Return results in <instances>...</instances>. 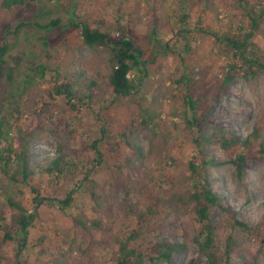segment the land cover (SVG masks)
Wrapping results in <instances>:
<instances>
[{
    "label": "trees",
    "instance_id": "trees-1",
    "mask_svg": "<svg viewBox=\"0 0 264 264\" xmlns=\"http://www.w3.org/2000/svg\"><path fill=\"white\" fill-rule=\"evenodd\" d=\"M41 1L3 0V7L19 9ZM237 1L247 16L248 24L241 28L243 31L239 37L219 36V40L234 51L233 62L223 82L226 88L236 78L240 62L246 78H253L260 69H264V62L256 56L255 41L262 29L264 9H258L249 0ZM67 14L49 15L42 21L24 20L0 33V92L6 93L4 100L9 102L16 119L13 135L6 131L5 118L0 119V264H28L29 258L25 254L30 248L32 228L39 217L38 208L48 205L65 209L73 204L78 190L98 208H104L106 200L111 199L117 208L123 210V213L116 211L119 216L134 220L133 224L115 233L113 264H145L147 260L176 264L174 256L186 249L187 242L177 236L157 241L150 236L151 223L164 213H173L181 222L187 215H194L199 227L193 239L209 264H233L230 258L240 248V243L232 231L240 227L253 232L259 227L239 219L231 207H224L226 215L220 221L213 220L212 208L223 204L208 175V165L217 161L207 154V147L216 144L224 151H234L235 175L243 179L247 167L264 157V145L252 148L263 133V125L258 123L247 137H243L212 119V105L199 113L200 100L192 94L191 74L182 57L185 71L175 83L185 88L183 120L187 129L194 131L196 154L188 161L186 171L169 183V188L165 187L168 182L162 176L152 178L157 184L155 199L146 203L131 201L130 194L135 189L132 184L123 188L122 196L117 190L109 193L94 176L96 167L105 154L112 152L123 158V163L118 164L121 169L147 159L138 142V134L149 129L155 138L160 136L154 115L140 104L141 113L125 129L115 133L103 122L100 136L88 134L84 137L69 114H77L83 109L98 114L95 105L105 100L110 103H116L118 99L137 101L143 81L149 76L148 64L154 63L162 50H176L169 41L163 42L159 38L155 27L148 40L152 46L148 53L135 29L119 17L111 25L100 19L82 17L76 12ZM188 17L189 13L184 12L181 20L183 30H186ZM31 25L33 28L28 30L26 37L29 49H15L12 40L20 37L22 31L26 32ZM56 28L80 32L84 43L94 53H106L111 69L104 74L98 71L97 77H91L83 68L65 69L62 57L53 53L50 42ZM46 84L50 85L45 87ZM59 99L65 101L66 107L59 111L57 120L49 128L57 141L56 152L45 165L32 168L29 156L41 128L24 124L22 116L26 109L38 117L44 116L53 110ZM208 125L212 126V133H205ZM172 160L178 166L181 159L176 150ZM40 175L46 178L44 185ZM56 185L69 189L65 197L48 194L49 187ZM28 191L34 195V209L28 203ZM73 220L76 226L85 229L104 226L100 216L76 215ZM260 225L264 226V216ZM222 233H225L224 237ZM49 237V231L44 229L36 246L41 253L48 250ZM259 251L264 252V238L260 240ZM60 259L63 261V257ZM247 264H259L257 255L252 254Z\"/></svg>",
    "mask_w": 264,
    "mask_h": 264
},
{
    "label": "rangeland",
    "instance_id": "rangeland-1",
    "mask_svg": "<svg viewBox=\"0 0 264 264\" xmlns=\"http://www.w3.org/2000/svg\"><path fill=\"white\" fill-rule=\"evenodd\" d=\"M249 1L258 9H264V0ZM67 12L100 19L111 25L117 22V17L121 18L135 29L148 53L152 47L148 40L155 27L159 38L163 42L169 41L176 50H162L157 60L148 64L149 76L143 81L142 92L136 96L137 101L118 99L116 103H110L105 100L106 103L95 105L98 114L90 109L69 114L84 137L88 134L100 136L103 122L115 133L125 129L138 118L140 104L154 115L160 136L155 138L149 129H143L138 134V142L147 159L121 169L118 164L123 163V158L112 152L105 154L96 167L94 176L109 193L117 190L122 196L123 188L132 184L135 189L130 194L131 201L146 203L155 199L157 184L152 178L162 176L168 182L165 187L169 188V183L186 171L188 161L196 154L194 131L187 129L183 120L185 88L175 83L185 71L182 57L191 74L192 94L200 100L199 113L212 105V119L222 122L243 137H247L260 123L263 133L252 148L264 145V69H260L255 77L246 78L240 62L238 74L228 88L223 83L233 62L234 51L220 41L219 36L239 37L243 31L241 28L248 24L247 16L237 0H42L12 10L3 7V0H0V33L24 20L42 21L46 16L68 15ZM184 12L189 13L186 30L182 29L181 22ZM32 28V25L29 26L20 37L12 40L15 49H29L26 37ZM255 41L256 56L264 62V21ZM50 42L53 53L62 57L65 69L83 68L91 77H97L98 71L104 74L111 69L106 53H94L78 31L56 28ZM4 96L6 93L0 92V119L5 118L6 131L13 135L16 119ZM108 97L111 98L110 95ZM65 107V101L59 99L53 105V110L44 116L38 117L29 109L24 111L22 122L41 128L29 156L32 168L45 165L49 158H53L57 141L49 128L57 120L59 111ZM212 132V126L208 125L205 133ZM174 150L181 159L178 166L172 160ZM207 154L217 161L216 164L208 165V175L223 204L212 208L213 220L220 221L226 215L224 207H231L239 219L259 227L253 232L240 227L232 231L240 248L232 254L231 262L247 264L251 255L256 254L259 264H264V252L259 251L260 240L264 238V226L260 225L264 216V157L247 167L244 178L239 179L232 163L234 151H224L218 145L211 144L207 147ZM40 178L44 185L46 178L42 175ZM68 190L63 185L50 186L48 194L62 198ZM33 196L30 191L27 192L32 209L35 207ZM117 210L123 213L111 199L106 200L104 208L96 207L81 190L76 192L73 204L65 209L41 205L38 208L39 217L32 228L30 248L25 254L29 258L28 264H113L115 233L134 223L133 219L119 216ZM76 215H87L89 218L100 216L104 226L101 229L76 226L73 220ZM198 227L199 223L192 214L181 222L173 213H164L151 223L150 236L155 241L177 236L187 242L186 249L175 254L176 264H209L193 239ZM44 229L49 231L50 237L46 244L48 250L41 253L36 246ZM59 257H63V261ZM145 264L168 263L147 260Z\"/></svg>",
    "mask_w": 264,
    "mask_h": 264
}]
</instances>
